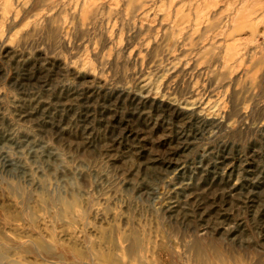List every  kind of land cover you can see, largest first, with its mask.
<instances>
[{
    "label": "rangeland",
    "instance_id": "rangeland-1",
    "mask_svg": "<svg viewBox=\"0 0 264 264\" xmlns=\"http://www.w3.org/2000/svg\"><path fill=\"white\" fill-rule=\"evenodd\" d=\"M114 230L264 264V0H0V264H108Z\"/></svg>",
    "mask_w": 264,
    "mask_h": 264
},
{
    "label": "bare ground",
    "instance_id": "bare-ground-1",
    "mask_svg": "<svg viewBox=\"0 0 264 264\" xmlns=\"http://www.w3.org/2000/svg\"><path fill=\"white\" fill-rule=\"evenodd\" d=\"M115 232H118V230L112 231L116 235ZM118 233H120V237L117 240L121 245V253L107 258L106 262L108 264H161L160 262H155L157 259H148V256L143 251L142 239L138 237L135 231H129L128 233L122 231Z\"/></svg>",
    "mask_w": 264,
    "mask_h": 264
}]
</instances>
